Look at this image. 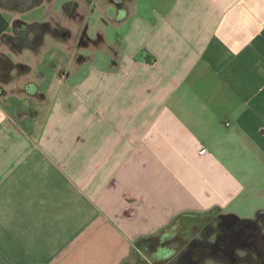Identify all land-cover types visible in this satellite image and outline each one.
Listing matches in <instances>:
<instances>
[{
	"label": "crops",
	"instance_id": "crops-1",
	"mask_svg": "<svg viewBox=\"0 0 264 264\" xmlns=\"http://www.w3.org/2000/svg\"><path fill=\"white\" fill-rule=\"evenodd\" d=\"M193 241L186 264H264V0H0V264Z\"/></svg>",
	"mask_w": 264,
	"mask_h": 264
},
{
	"label": "rangeland",
	"instance_id": "rangeland-1",
	"mask_svg": "<svg viewBox=\"0 0 264 264\" xmlns=\"http://www.w3.org/2000/svg\"><path fill=\"white\" fill-rule=\"evenodd\" d=\"M215 214L213 213H207V214H185L182 215V217L179 218V222L180 224H178L177 226H175V228H173L172 230L174 232H176V237H178L179 240L178 243L183 246L185 240L187 237H189V232L190 233H195L196 235H198L199 237H204V235L201 233V228L203 227L204 221H207V217L210 216L211 217H215ZM212 219V218H211ZM213 224H215V226H217V219H215L213 221ZM218 231V229H216V232ZM214 234V235H213ZM212 235H210V237L215 238L216 237V233L214 232ZM224 241V240H223ZM221 241V242H223ZM172 247V246H171ZM205 264H221L220 261L212 259L210 257L205 259ZM153 264H159L158 260L154 261ZM240 264H258L257 261H251L249 262H241Z\"/></svg>",
	"mask_w": 264,
	"mask_h": 264
},
{
	"label": "trees",
	"instance_id": "trees-1",
	"mask_svg": "<svg viewBox=\"0 0 264 264\" xmlns=\"http://www.w3.org/2000/svg\"><path fill=\"white\" fill-rule=\"evenodd\" d=\"M28 27V26H27ZM181 219V218H180ZM179 220V219H178ZM178 220H176V223L174 222V224H172L171 226H170V228L169 229H173V228H175V226H177L178 224H179V221ZM219 222H220V225L221 226H224L223 224H224V219H219ZM174 230V229H173ZM172 230V231H173ZM196 243L197 242H199L198 240H194ZM193 241V243L192 244H190L189 246H188V249L186 250V251H183L182 252V254H181V259H180V262L182 263V264H186V260H184V254L185 253H188V252H191V253H195V250L196 249H198L199 250V246H197V248H196V246L194 247V242ZM145 242V241H144ZM146 246V244H144L142 241H140L138 244H137V249L138 250H140V251H142V248L143 247H145ZM136 264H150L149 262H148V260L145 258V257H140V259L137 261V263ZM168 264H174V263H172V262H170V263H168ZM196 264H203L202 263V261H196Z\"/></svg>",
	"mask_w": 264,
	"mask_h": 264
},
{
	"label": "water",
	"instance_id": "water-1",
	"mask_svg": "<svg viewBox=\"0 0 264 264\" xmlns=\"http://www.w3.org/2000/svg\"><path fill=\"white\" fill-rule=\"evenodd\" d=\"M27 1H29L30 3L33 2V4H38L41 0H27Z\"/></svg>",
	"mask_w": 264,
	"mask_h": 264
},
{
	"label": "flooded vegetation",
	"instance_id": "flooded-vegetation-1",
	"mask_svg": "<svg viewBox=\"0 0 264 264\" xmlns=\"http://www.w3.org/2000/svg\"><path fill=\"white\" fill-rule=\"evenodd\" d=\"M217 224H218V225H220V222L218 221V222H217ZM219 227H220V226H219ZM220 228H221V227H220ZM240 231H241V232H244V233L246 232V231H245V230H243L242 228H241V230H240ZM240 231H239V232H240ZM244 238H245V237H244Z\"/></svg>",
	"mask_w": 264,
	"mask_h": 264
}]
</instances>
